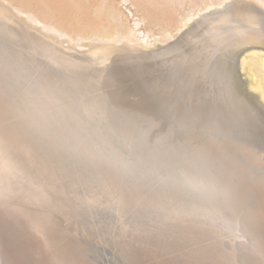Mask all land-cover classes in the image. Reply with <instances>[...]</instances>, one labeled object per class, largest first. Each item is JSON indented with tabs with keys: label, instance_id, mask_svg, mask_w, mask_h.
<instances>
[{
	"label": "bare ground",
	"instance_id": "obj_1",
	"mask_svg": "<svg viewBox=\"0 0 264 264\" xmlns=\"http://www.w3.org/2000/svg\"><path fill=\"white\" fill-rule=\"evenodd\" d=\"M12 1L18 4L12 8L6 5ZM105 1L0 0V62L5 66L14 56L23 67L37 68L48 84L65 95V103L59 105L63 118L129 125L136 134L131 135L132 139L145 134L151 149L168 157L170 164L174 163L203 187H212L213 255L202 257V264H264V9L261 4L256 0H231L223 10L209 12L211 5L217 3L208 0L204 16L201 14L197 20L189 15L185 17L182 25L188 24V28L180 27L175 32L180 33L176 39L173 36V41L167 38L169 43H164L166 37L174 35L169 33L159 42L163 46L154 48L155 41L151 49L143 50L145 44L141 49L136 40L145 43L149 36L140 29L137 31L138 26L130 28L132 39L138 36L136 46L125 43V35L123 39L118 34L120 31L116 32L117 27L114 34L105 32L118 14L106 11L108 20H103ZM207 9L209 13L205 14ZM191 18L193 21L189 23ZM115 34L125 44L109 41L112 45H108L107 40L114 39ZM63 36L67 40H60ZM79 38H86L83 41L95 38L94 43L105 40L106 44L97 41L99 44L93 45L91 40V48L86 45L88 52L77 55L70 51L77 45L72 49L69 48L72 43L69 47L62 43ZM1 76L0 98L4 101L8 86ZM45 81L40 80L42 86L47 85ZM85 92L91 94L85 97ZM81 94L86 95L82 98ZM203 247H206L204 242ZM119 248L124 249V244ZM98 252L90 253L86 247L80 256L96 262ZM176 257L185 259L191 254L179 250ZM117 258L121 264H136L132 257Z\"/></svg>",
	"mask_w": 264,
	"mask_h": 264
},
{
	"label": "rangeland",
	"instance_id": "obj_2",
	"mask_svg": "<svg viewBox=\"0 0 264 264\" xmlns=\"http://www.w3.org/2000/svg\"><path fill=\"white\" fill-rule=\"evenodd\" d=\"M209 1L217 3L209 12L223 10L231 2ZM209 1L106 0L103 20H108L109 12L121 16L116 15L105 32L114 34L117 29L118 34L125 35V43L141 49L145 44L146 50L155 41L161 42L164 35L174 34L164 43L173 41V36L176 39L180 27L188 28V24L182 25L185 17L201 18ZM256 1L264 9V2ZM15 4L18 1L6 5L12 8ZM209 12L207 9L205 14ZM130 28L142 30L149 36L147 42H141L136 34L133 41ZM115 38L107 42L124 43L119 35ZM83 39L79 38L81 43L78 39L62 43L68 47L72 43V49L77 45L80 53L70 49L77 55L88 52L91 40L93 45L106 44L105 40L94 43L95 38H88V43ZM135 40L139 44L135 45ZM155 43L154 48L163 46ZM26 67L14 56L5 66L0 62V74L8 86L4 101L0 98V225L10 229L14 248L9 256L0 245V264H121L117 256L124 260L132 257L136 264H202V257H211L215 209L212 187H203L170 164L168 157L151 149L145 134L132 139L135 132L129 125L63 118L59 105L65 103V95L48 84L37 68ZM66 69L72 71L68 66ZM120 244L125 247L122 252ZM86 247L90 253L99 251L96 262L80 256ZM179 250L191 257L178 259Z\"/></svg>",
	"mask_w": 264,
	"mask_h": 264
},
{
	"label": "water",
	"instance_id": "obj_3",
	"mask_svg": "<svg viewBox=\"0 0 264 264\" xmlns=\"http://www.w3.org/2000/svg\"><path fill=\"white\" fill-rule=\"evenodd\" d=\"M0 245L3 253L11 256L13 254V242L11 238L10 229L6 226L0 225Z\"/></svg>",
	"mask_w": 264,
	"mask_h": 264
}]
</instances>
